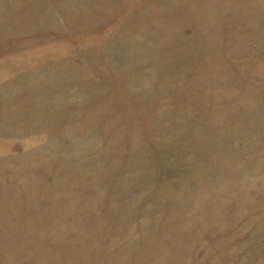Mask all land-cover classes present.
<instances>
[{
	"label": "rangeland",
	"instance_id": "374dc122",
	"mask_svg": "<svg viewBox=\"0 0 264 264\" xmlns=\"http://www.w3.org/2000/svg\"><path fill=\"white\" fill-rule=\"evenodd\" d=\"M0 264H264V0H0Z\"/></svg>",
	"mask_w": 264,
	"mask_h": 264
}]
</instances>
